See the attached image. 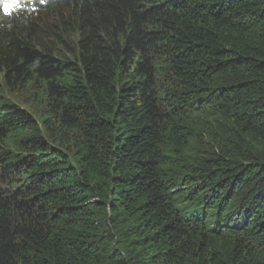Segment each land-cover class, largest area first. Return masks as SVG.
Returning <instances> with one entry per match:
<instances>
[{
    "label": "trees",
    "instance_id": "obj_1",
    "mask_svg": "<svg viewBox=\"0 0 264 264\" xmlns=\"http://www.w3.org/2000/svg\"><path fill=\"white\" fill-rule=\"evenodd\" d=\"M32 2L0 10V264H264V0Z\"/></svg>",
    "mask_w": 264,
    "mask_h": 264
},
{
    "label": "snow or ice",
    "instance_id": "obj_2",
    "mask_svg": "<svg viewBox=\"0 0 264 264\" xmlns=\"http://www.w3.org/2000/svg\"><path fill=\"white\" fill-rule=\"evenodd\" d=\"M0 6H2L3 12L5 14H10L12 10L23 7L19 0H15L14 3L6 2V0H0Z\"/></svg>",
    "mask_w": 264,
    "mask_h": 264
},
{
    "label": "rangeland",
    "instance_id": "obj_3",
    "mask_svg": "<svg viewBox=\"0 0 264 264\" xmlns=\"http://www.w3.org/2000/svg\"><path fill=\"white\" fill-rule=\"evenodd\" d=\"M163 57L164 56H161V58H160V61L157 63V67H159V66H161V65H163L164 63H163V61L162 60H164L163 59ZM157 79H158V82H159V85L163 82V78L160 76V75H158L157 76ZM8 94V93H7ZM27 99L25 98H21L20 99V97H14V101H15V103H17V104H19L20 106H25V104L27 103V101H26ZM35 107H38L37 106V103H35V105H34ZM29 109H31V108H29Z\"/></svg>",
    "mask_w": 264,
    "mask_h": 264
},
{
    "label": "clouds",
    "instance_id": "obj_4",
    "mask_svg": "<svg viewBox=\"0 0 264 264\" xmlns=\"http://www.w3.org/2000/svg\"><path fill=\"white\" fill-rule=\"evenodd\" d=\"M23 1H24V0H23ZM25 3H26V5H29V6L31 5L32 7H35V5L32 4V3H33L32 0H25ZM35 11H36V10H35ZM35 11H31L30 9H26L25 11H24V10H18V9H15V10H12L10 14H5V13L3 12V9H2V14H4V15H8V16L18 15V14H20V15H25V14H27L28 16H31V15H32L31 13H33V12H35Z\"/></svg>",
    "mask_w": 264,
    "mask_h": 264
}]
</instances>
